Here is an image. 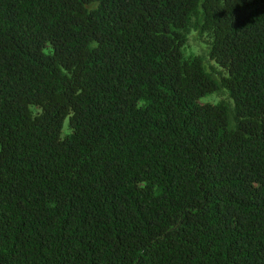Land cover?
Segmentation results:
<instances>
[{"label": "trees", "instance_id": "1", "mask_svg": "<svg viewBox=\"0 0 264 264\" xmlns=\"http://www.w3.org/2000/svg\"><path fill=\"white\" fill-rule=\"evenodd\" d=\"M0 264H264V0H0Z\"/></svg>", "mask_w": 264, "mask_h": 264}, {"label": "rangeland", "instance_id": "2", "mask_svg": "<svg viewBox=\"0 0 264 264\" xmlns=\"http://www.w3.org/2000/svg\"><path fill=\"white\" fill-rule=\"evenodd\" d=\"M199 39H196L194 36L191 37V40L189 44H187L186 46V52L189 53V51H195L198 53H201V48L203 46H206L205 43H200V45H193V44H197ZM193 43V44H192ZM222 98V96L218 93H211L208 94L206 96H204L202 98L203 102H211V103H217L220 99ZM69 132V128H68V119L65 121V126H64V130H63V136Z\"/></svg>", "mask_w": 264, "mask_h": 264}]
</instances>
